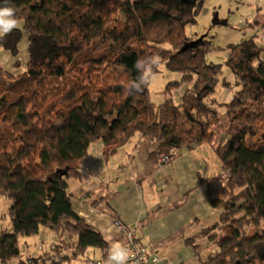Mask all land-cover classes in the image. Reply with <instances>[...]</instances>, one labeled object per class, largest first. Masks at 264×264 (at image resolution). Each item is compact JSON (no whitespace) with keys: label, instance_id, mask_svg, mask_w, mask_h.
I'll use <instances>...</instances> for the list:
<instances>
[{"label":"trees","instance_id":"trees-1","mask_svg":"<svg viewBox=\"0 0 264 264\" xmlns=\"http://www.w3.org/2000/svg\"><path fill=\"white\" fill-rule=\"evenodd\" d=\"M198 1L0 0L21 24L0 40L13 62V69L0 67V196L10 201L11 226L0 231V264L31 263L18 237L41 227L56 241L38 263L89 262L88 248L108 263V242L75 211L67 186L80 178L89 146L100 141L107 159L139 133L155 144L148 158L170 161L182 147L212 142L214 128L226 123L237 129L216 148L221 171L201 177L217 220L184 244L199 264H264V61L253 36L227 46L241 88L219 127L210 93L220 64L206 62L204 37L184 47L193 41L184 27L195 21ZM23 33L24 60L17 48ZM158 61L180 76L155 106L145 72Z\"/></svg>","mask_w":264,"mask_h":264},{"label":"crops","instance_id":"crops-1","mask_svg":"<svg viewBox=\"0 0 264 264\" xmlns=\"http://www.w3.org/2000/svg\"><path fill=\"white\" fill-rule=\"evenodd\" d=\"M221 140L217 137L209 143V158L219 163L213 174L221 171L216 152ZM123 146L125 154L114 153L107 159L102 157L100 141L89 146L80 178L67 181L75 211L102 234L109 252L114 244L129 250L127 264H131L132 251L115 220L133 231L136 240L159 257L154 264H199L194 250L184 240L217 220L216 209L201 181V177L211 176V167H199L200 155L193 151L195 148L176 150L168 162H161L160 157L148 158L155 144L139 133ZM112 157L115 160H110ZM48 246L52 247L44 244V251ZM85 253L91 257L89 262L73 260L68 264H108L100 260L98 250L88 248ZM44 264L51 262L45 259Z\"/></svg>","mask_w":264,"mask_h":264},{"label":"rangeland","instance_id":"rangeland-1","mask_svg":"<svg viewBox=\"0 0 264 264\" xmlns=\"http://www.w3.org/2000/svg\"><path fill=\"white\" fill-rule=\"evenodd\" d=\"M198 2L199 10L195 16V21L185 24L184 32L192 40L204 37L210 44V50L205 54L206 62L220 64L217 82L210 93V96L216 99L215 107L220 113L222 122L220 127L228 119L227 104L236 91L241 88L227 64L229 54L227 46L240 43L253 36L254 42L260 48V57L264 61V0H199ZM215 13H217L219 20H225L226 23H212ZM27 42V34L23 33L17 43L18 56L22 60L27 58ZM9 59V51L0 47V67L5 69L13 67V62ZM145 75L149 98L155 106L167 98V94L164 93L166 83L180 76L178 72L168 70L164 61H158L153 68H147ZM171 97L174 102H178L179 91L173 90ZM236 129L237 127L233 123L229 125L226 123L221 132L216 128H214V132L218 139H222L221 142L224 143L236 132ZM211 147L209 143H202L193 150L200 155L197 160L199 167L202 169H205L206 165L211 167V176L209 177H212L213 173L219 169V163L209 158ZM125 149L126 147L122 146L116 154H125ZM110 160H115V158L112 157ZM225 175L227 173H224L222 178ZM9 205L10 201L0 196V231L11 229L8 216ZM54 241H56V236L48 227H41L38 233L30 236H19L18 245L22 258L27 262L29 261L27 258H30L31 263L29 264H44V261L38 263L37 259L43 255L44 244H50ZM39 247L41 248L39 249Z\"/></svg>","mask_w":264,"mask_h":264},{"label":"clouds","instance_id":"clouds-1","mask_svg":"<svg viewBox=\"0 0 264 264\" xmlns=\"http://www.w3.org/2000/svg\"><path fill=\"white\" fill-rule=\"evenodd\" d=\"M21 24L16 17V10L11 6L0 7V40L14 29H19ZM129 250L121 245L114 244L108 255V264H127Z\"/></svg>","mask_w":264,"mask_h":264},{"label":"built area","instance_id":"built-area-1","mask_svg":"<svg viewBox=\"0 0 264 264\" xmlns=\"http://www.w3.org/2000/svg\"><path fill=\"white\" fill-rule=\"evenodd\" d=\"M161 162H168L169 158L166 155L160 157ZM114 224L118 231L123 232L128 240V245L131 248L132 256L130 258L131 264H147L148 258L151 259V264L158 262L159 258L150 253V251L143 245H141L135 238L133 231L126 228L120 221L115 220ZM41 247H39L40 249Z\"/></svg>","mask_w":264,"mask_h":264},{"label":"water","instance_id":"water-1","mask_svg":"<svg viewBox=\"0 0 264 264\" xmlns=\"http://www.w3.org/2000/svg\"><path fill=\"white\" fill-rule=\"evenodd\" d=\"M212 23H223L224 24V23H226V21L225 20H223V21L219 20L217 13H215L213 15V18H212ZM200 40H201V38H198L197 40H193V41L189 42L188 44H185L184 47L194 46Z\"/></svg>","mask_w":264,"mask_h":264}]
</instances>
